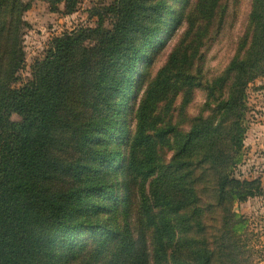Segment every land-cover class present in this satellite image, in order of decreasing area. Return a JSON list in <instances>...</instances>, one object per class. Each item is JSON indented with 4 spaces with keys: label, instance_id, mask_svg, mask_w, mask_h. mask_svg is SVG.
<instances>
[{
    "label": "trees",
    "instance_id": "obj_1",
    "mask_svg": "<svg viewBox=\"0 0 264 264\" xmlns=\"http://www.w3.org/2000/svg\"><path fill=\"white\" fill-rule=\"evenodd\" d=\"M31 1L0 0V264L248 262L233 206L263 188L235 167L245 89L264 76V0L215 76L206 52L241 0H107L17 86Z\"/></svg>",
    "mask_w": 264,
    "mask_h": 264
},
{
    "label": "rangeland",
    "instance_id": "obj_2",
    "mask_svg": "<svg viewBox=\"0 0 264 264\" xmlns=\"http://www.w3.org/2000/svg\"><path fill=\"white\" fill-rule=\"evenodd\" d=\"M107 0H79L73 13L52 12L43 0H32L23 15L24 63L18 72L16 85L26 83L31 77V65L42 58L51 39L63 31L77 26H92L96 17L90 16L91 8ZM62 9V7H61ZM250 9V0H241L237 17L232 27H227L217 41L206 52L205 71L209 77L219 74L228 64L235 51L238 37L241 35ZM160 65V62L158 63ZM204 101V93L196 91L189 108L190 115L197 114ZM247 113L245 117L246 133L240 161L236 164L235 174L240 178H259L263 193L235 203L233 211L244 218L241 243L245 244V264H264V76L250 81L245 89ZM14 121L19 120L12 114Z\"/></svg>",
    "mask_w": 264,
    "mask_h": 264
}]
</instances>
